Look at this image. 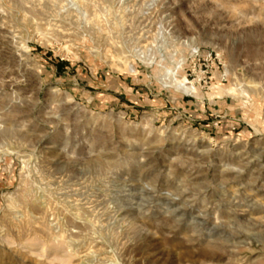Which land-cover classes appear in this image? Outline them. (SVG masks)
<instances>
[{
	"label": "rangeland",
	"instance_id": "rangeland-1",
	"mask_svg": "<svg viewBox=\"0 0 264 264\" xmlns=\"http://www.w3.org/2000/svg\"><path fill=\"white\" fill-rule=\"evenodd\" d=\"M0 264H264V0H0Z\"/></svg>",
	"mask_w": 264,
	"mask_h": 264
}]
</instances>
